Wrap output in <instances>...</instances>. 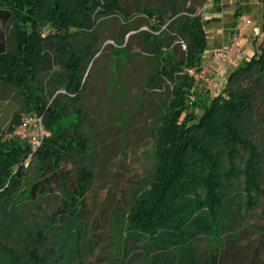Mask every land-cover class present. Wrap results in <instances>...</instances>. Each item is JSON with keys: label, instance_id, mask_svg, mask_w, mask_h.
Listing matches in <instances>:
<instances>
[{"label": "trees", "instance_id": "obj_1", "mask_svg": "<svg viewBox=\"0 0 264 264\" xmlns=\"http://www.w3.org/2000/svg\"><path fill=\"white\" fill-rule=\"evenodd\" d=\"M122 1L0 0V21L12 24L13 40L9 49L0 28V94L4 85L18 87L28 111L43 115L48 130L36 150L30 140L8 137L0 130V255L14 259V263L7 264H76L50 241L55 223L34 230L26 237L21 251L3 245L2 230L6 225L21 228L14 215L18 194L34 201L37 196L50 193L52 182L63 185L68 196L58 210L59 222L75 223L72 232L80 257L86 248L85 197L95 174L79 161L86 158L90 148L82 93L93 55L84 53L83 46L75 45L72 37L77 32L94 31L97 17L116 13L130 18ZM136 1L140 5L142 0ZM212 2L216 10L224 6L222 0ZM145 12L155 16L153 10ZM178 14L175 11L173 17ZM157 18L152 25L154 31H146L144 40L147 52L159 61V68L147 76L146 82L158 87L170 79L174 85L156 129L154 171L149 186L134 193L124 238L146 237L147 249L157 250L149 258L151 264L159 262L161 256H165L163 264H186L185 260L190 264L194 239L207 235L216 240L233 231L237 218L234 211L242 206L250 211L258 206L260 197L264 199L263 154L251 129L256 122L254 94L240 82L254 71L264 79V40L260 52L250 58L244 54L228 74L220 93L200 92L191 103L196 84L187 70L201 66L208 46L205 25L216 17L204 20L193 10L192 15L177 16L176 32L186 45L179 59L169 52L173 40L162 33V16ZM45 27L50 30L47 35ZM261 30L264 31V23ZM53 40L56 50L66 57L65 68L53 80V86L46 88L42 72L47 64L49 41ZM59 88L65 92L56 95ZM65 100L71 101L72 109ZM72 114L76 117L71 119ZM66 118L70 119L68 124L63 122ZM31 155L43 178L24 189L25 164ZM66 159L77 164V176L71 181L61 167Z\"/></svg>", "mask_w": 264, "mask_h": 264}, {"label": "rangeland", "instance_id": "obj_2", "mask_svg": "<svg viewBox=\"0 0 264 264\" xmlns=\"http://www.w3.org/2000/svg\"><path fill=\"white\" fill-rule=\"evenodd\" d=\"M212 3V0H142L138 5L136 0H123L130 18H122L116 13L107 18L97 17L94 31L77 32L72 37L75 45L83 46L84 53L89 51V55H93L84 77L82 93V104L88 115L85 128L90 148L86 158L77 160L91 167L95 174L85 197L86 248L80 257L72 232L75 223L59 222L58 210L68 196L64 186L56 182L50 183L48 195H39L34 201L18 194L20 200L14 215L21 222V228L6 225L2 230L5 231L3 245L21 251L26 237H30L34 230L55 223V229L49 234L50 241L71 262L151 264L149 258L157 253L156 248L147 249L144 236L125 239L124 228L135 191L149 186L155 165L156 129L160 115L172 97L174 82L165 79L158 87L147 85V76L159 68V61L146 50V31H154L152 25L161 15L164 21L162 33L173 40L169 52L175 59H179L186 48L184 40L179 39L176 32V18L192 15V10L204 20L216 17L205 25L208 46L203 56L211 57L217 50L228 48L235 36L243 46V53L250 58L255 52H260V44L264 40V31L261 30L264 0H222L224 6L221 10L212 8ZM145 9L153 10L155 16L148 15ZM175 11L179 14L173 17ZM247 18L250 19L249 24ZM0 28L5 33L7 47L12 48V24L0 21ZM49 31L45 27L44 35ZM47 53L42 78L45 87L50 88L53 80L64 72L66 57L56 50L55 40L49 41ZM240 82L242 87H250L254 94L256 122L251 129L252 137L260 144L263 154L261 185L264 187V79L254 71ZM195 84L191 103L200 92L215 94L201 80H195ZM222 89H218L216 94ZM60 92L65 90L59 88L56 95ZM65 101L72 109L71 101ZM30 116L35 120L26 123ZM75 117V114L70 116L71 119ZM15 119L19 122L15 123ZM69 120L66 118L63 122L68 124ZM41 124L47 133L43 115L28 111L20 89L15 85H4L0 94V130L8 137L25 139L23 133L37 135ZM25 165L27 176L22 188L30 189L43 177L37 161H32V155ZM76 166L70 159L61 164L69 181L77 176ZM234 212L237 218L233 222V231L216 240L201 235L192 241L193 255L188 257L190 264H264L263 197H260L256 208L246 211L242 206ZM160 258L156 264L164 263L165 256ZM7 262L14 263V259L0 255V264ZM184 263L188 264L187 260Z\"/></svg>", "mask_w": 264, "mask_h": 264}, {"label": "built area", "instance_id": "obj_3", "mask_svg": "<svg viewBox=\"0 0 264 264\" xmlns=\"http://www.w3.org/2000/svg\"><path fill=\"white\" fill-rule=\"evenodd\" d=\"M247 23H250V19H247ZM243 52V47L239 45L237 37L233 36L228 48L217 50L211 57H206L204 55L201 66L198 68L190 67L187 72L194 77L195 80H201L206 83L216 94V91L223 88L226 84L230 71H232L244 57ZM33 120H35L34 116L27 117L26 123ZM23 134L25 139L31 141L32 148L36 149L41 144L46 132L41 124L38 128L37 135Z\"/></svg>", "mask_w": 264, "mask_h": 264}, {"label": "crops", "instance_id": "obj_4", "mask_svg": "<svg viewBox=\"0 0 264 264\" xmlns=\"http://www.w3.org/2000/svg\"><path fill=\"white\" fill-rule=\"evenodd\" d=\"M247 19H249V18H247ZM247 21V20H246ZM235 29V28H234ZM243 47V46H242Z\"/></svg>", "mask_w": 264, "mask_h": 264}]
</instances>
